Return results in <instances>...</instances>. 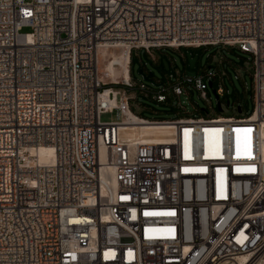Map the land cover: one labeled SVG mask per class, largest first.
Wrapping results in <instances>:
<instances>
[{
	"label": "built area",
	"instance_id": "obj_1",
	"mask_svg": "<svg viewBox=\"0 0 264 264\" xmlns=\"http://www.w3.org/2000/svg\"><path fill=\"white\" fill-rule=\"evenodd\" d=\"M216 45L250 55V114L133 111L126 89L207 98L217 78L176 69L149 88L133 50ZM102 49L127 51L128 77L100 78ZM128 111L172 138L124 142ZM262 124L264 0H0V264H264Z\"/></svg>",
	"mask_w": 264,
	"mask_h": 264
},
{
	"label": "rangeland",
	"instance_id": "obj_2",
	"mask_svg": "<svg viewBox=\"0 0 264 264\" xmlns=\"http://www.w3.org/2000/svg\"><path fill=\"white\" fill-rule=\"evenodd\" d=\"M23 31H28L24 28ZM117 52V50H114ZM120 53V52H117ZM250 55L241 52L237 47L209 46L200 48H163L154 49L151 54L144 49L133 50L131 56L130 76L135 83L144 82L149 88H157L152 81L146 80L138 72L139 68L153 73L154 79L159 83H165L167 75L176 69L185 72L187 76H196L206 70L208 75L217 74L213 84L209 86L208 78H203V89L207 98H203L200 92L190 88L189 93L184 92L179 98L170 96L163 102H156L149 94L139 92L137 87L126 89L131 97L130 103L133 111L147 119H173L183 113L178 102L184 107V111L191 115L233 114V106H242L243 114H250L253 110L252 77L248 69ZM100 58L99 70L103 68ZM119 68V67H118ZM103 73V70L101 74ZM222 74V75H221ZM221 76V77H220ZM221 79V81H220ZM117 78L116 81H120ZM222 86L225 91L223 111H218L217 99L213 90ZM123 89L121 86H113ZM229 105H226V102ZM122 117L119 109L101 114V120H120Z\"/></svg>",
	"mask_w": 264,
	"mask_h": 264
},
{
	"label": "bare ground",
	"instance_id": "obj_3",
	"mask_svg": "<svg viewBox=\"0 0 264 264\" xmlns=\"http://www.w3.org/2000/svg\"><path fill=\"white\" fill-rule=\"evenodd\" d=\"M102 49L103 73L100 71V78L104 81L116 82L117 78L128 77L129 54L126 50ZM119 67V68H118ZM128 117L124 123L119 125L120 138L130 144L137 143H157L172 138V127L170 123H147L133 112H127ZM261 132V153L264 157V124L260 128ZM40 162L52 161V149L42 147L36 152ZM103 157V153L101 154Z\"/></svg>",
	"mask_w": 264,
	"mask_h": 264
},
{
	"label": "water",
	"instance_id": "obj_4",
	"mask_svg": "<svg viewBox=\"0 0 264 264\" xmlns=\"http://www.w3.org/2000/svg\"><path fill=\"white\" fill-rule=\"evenodd\" d=\"M138 72H139L140 74H142L143 77H144L146 80L152 81L151 77H152L153 73H152L151 71H149V72L146 74V73L144 72L143 68H139V69H138ZM211 85H212L211 82H209V86H211ZM213 92H215V91L213 90ZM215 96H216V99H217L218 96H217V95H215ZM217 106H218V111H222V108H221V105H220V102H219V101H217Z\"/></svg>",
	"mask_w": 264,
	"mask_h": 264
},
{
	"label": "trees",
	"instance_id": "obj_5",
	"mask_svg": "<svg viewBox=\"0 0 264 264\" xmlns=\"http://www.w3.org/2000/svg\"><path fill=\"white\" fill-rule=\"evenodd\" d=\"M238 106H240V105H238ZM241 107V111H242V106H240ZM243 112V111H242Z\"/></svg>",
	"mask_w": 264,
	"mask_h": 264
}]
</instances>
